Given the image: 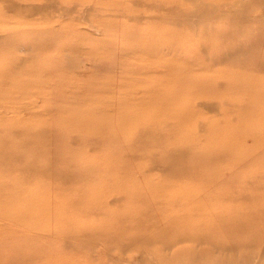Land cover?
Instances as JSON below:
<instances>
[{
	"label": "rangeland",
	"instance_id": "rangeland-1",
	"mask_svg": "<svg viewBox=\"0 0 264 264\" xmlns=\"http://www.w3.org/2000/svg\"><path fill=\"white\" fill-rule=\"evenodd\" d=\"M161 77L210 83L191 93L185 106L173 100L157 106L148 99L149 112L143 114L131 106L124 130L139 115L156 120L157 113L168 118L165 130L171 135L163 132L147 154L131 159L121 154L122 139L110 137L122 119L118 99L129 90L139 99L148 96L143 82ZM0 96V126L12 123L17 133L37 123L57 129L73 113L92 107L106 125V138L98 144L86 143L91 124L80 121L69 127L72 141L55 142L54 153L44 152L56 171L40 164L25 183L45 197V204L35 205L44 210L22 220L0 217V264H264V0H0ZM241 102L249 105L242 109ZM179 132L192 137L183 146L187 153L210 158L213 182L173 178L164 157L154 156L179 142ZM62 149L67 156L56 153ZM107 153L117 154L114 162L127 161L132 172L115 169L113 178L101 182L106 207L121 210L127 203L126 190L135 182H123L130 177L157 189L146 198L158 205L182 182V198L196 210L194 226L207 223L215 237L191 235L182 227L185 232L177 235L165 230L120 248L114 239L95 245L83 231L48 230L56 223L48 213L56 195L73 197L91 180L84 172L62 181L58 170L65 174L69 166L71 174L80 159ZM103 174L112 177L104 170L95 176ZM89 210L78 213L96 221ZM228 216L233 226L227 227ZM216 217L226 219L219 223ZM127 226L126 235L137 234Z\"/></svg>",
	"mask_w": 264,
	"mask_h": 264
},
{
	"label": "bare ground",
	"instance_id": "bare-ground-1",
	"mask_svg": "<svg viewBox=\"0 0 264 264\" xmlns=\"http://www.w3.org/2000/svg\"><path fill=\"white\" fill-rule=\"evenodd\" d=\"M207 81V78H204L203 80L192 79L189 80V82L187 81V78L171 81L164 77L159 78L158 81L156 79L148 80L143 82L142 86L144 87V93L148 94V96L140 97V99L136 95H133L134 92L131 90L126 91L118 99V107L123 114L121 120L114 122L113 137L110 136L111 141L115 142L122 139L123 144L121 145V154L128 156L131 159L137 158L140 154L142 155V152L144 151V153L147 154L148 146L161 142L163 136H165L163 132L169 133L165 130V127H170L168 118H160L157 116V113L155 116L157 117L156 120L151 119V117L148 118L146 115L143 117L139 115L136 119H142L137 122V124H134L130 128L131 130L128 131L123 128L126 119L131 116L128 109L133 106L138 109L141 108L142 112L140 114L149 112L147 109L144 110V108L148 106V99L155 100L157 106H164L172 100L177 103L184 102L185 106L191 93L198 90H205L204 83L206 84ZM235 81L236 86H240L241 83L238 82V80ZM208 83H210V81H208L207 84ZM186 86L187 88H184ZM225 100H227V98H225L224 101ZM240 104L242 105L240 106L242 109L249 105L246 103L244 104L243 102ZM73 115L72 118H68V122L67 119L60 122L61 127L57 129L37 123L27 126L24 130L17 133V130L12 123H9L5 128L0 126V217L11 220H22L23 218H29L30 216L35 217L39 211L44 210L37 208V206L45 204V197L39 195V190L35 188H27L25 183H27L31 176L39 169L38 166L40 164L45 163V169H43L45 171H56L52 167L51 158H43V155L46 151L54 153L55 150L52 148L56 146L55 142L61 144V142L66 140L72 141V138L74 137L70 136L69 127L78 126L80 124L78 122L80 121L81 123L86 122L91 124L86 140V143L88 144L95 142L98 144L99 139L102 140L106 138L104 134L106 128V125L103 124L104 120H98L93 116V107L88 108L86 112L81 113L80 115L77 113H73ZM161 115L167 116L168 114L161 113ZM141 123L143 126L140 125ZM181 133L184 132H179V135L176 134L179 142L177 141L175 143L167 144V146L163 147L159 152H154V156L160 154V157H164L165 162L169 165V168L172 171L173 178L185 176L199 180L201 184L213 182L215 178L214 175H209L208 173V160L210 158L208 157L209 159L207 160L203 158L198 159L193 153H187L183 146H185V143L189 142L192 137L188 134L180 137ZM93 135L96 138L92 137ZM16 136H19L20 140H14ZM169 136H171L170 133ZM57 151L58 150H56V153H59L62 156H67L68 154L64 149L60 150L61 153ZM148 155L152 156L151 154ZM117 158V154L107 153L103 155V157L100 155L94 156L88 160L80 159L79 164H77V162L73 165V168L75 165L76 168L71 174L69 173V166L63 169V172H65L66 175L59 173L60 171L58 170L57 176L62 181H66L69 177L73 178L78 173L81 174L84 172L89 174L91 180L88 181V186H83L78 189L73 197L64 198L56 195L57 199L52 201V203L56 202V204H54V207H51L48 211V213L55 216L56 223H52V226H49L48 230L56 233L66 231L69 233H76L83 231L82 234H85L87 236L86 239L90 242L97 243L98 241H101V244L104 246L106 242L114 239L117 240L120 248L127 245H137L140 241L142 242L143 239L148 240L155 235L163 234L162 231L165 230L177 235L176 233L179 231L185 232L181 229L182 227L190 230L188 233L191 235H200V232H204V235L211 234L215 237L214 233L209 231L207 223L194 226L195 223L192 222L191 215L196 211H193L195 207L188 201L184 200L185 195L182 198L181 188L183 183H176L177 180L172 181L175 184H179L172 188L175 189L174 191L178 190L176 191L177 193H169L168 195H170V199L165 200L158 205L147 203L146 198L148 196H146V192L150 194L157 189L151 190L150 185H148L146 189L142 186L143 184L139 181H134L131 177L126 180L124 179L123 183H125V181L126 183L127 181L135 182L130 189L126 190L130 196H126L127 203H125L121 210H119L117 206L111 208L106 207L103 202V196L106 195L103 192L104 189L101 182L106 183L104 180L113 178L114 175L111 174L115 169H120L124 172H132L130 170L132 166L127 164V161L126 163L123 161L119 163L114 162ZM102 159L105 162L103 166H101ZM112 161L114 162L113 164H111ZM203 161H206V163L204 164ZM100 170H104L106 175H111L112 177L103 174L99 178L101 181H99L95 176V173ZM64 177H66V180ZM119 185L120 187L118 189L123 186L121 183H119ZM88 190H90V192H88ZM41 200L44 201L42 204ZM75 203L78 205L81 204L79 205V208L74 205L70 206V204ZM17 204H19L20 207ZM35 205L37 206L35 207ZM68 206L70 207V211L68 210ZM80 209L85 211L90 209V215L97 216L95 218L96 221L86 217L83 213H78V210ZM198 210L202 211L201 209ZM226 218L229 221V224L226 223L228 225L227 227H229L232 225L230 223V216ZM226 218L219 219V217H216L215 219L220 223L222 220L225 221ZM126 226L128 228L129 226L136 228L138 230L137 234L132 236L126 235L124 233ZM144 242L146 243V241ZM96 243L94 244L96 245ZM88 246H90L89 248L92 247V245ZM105 249H107L106 246ZM193 257H195V253L192 252L190 259L192 260Z\"/></svg>",
	"mask_w": 264,
	"mask_h": 264
}]
</instances>
